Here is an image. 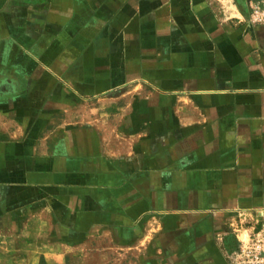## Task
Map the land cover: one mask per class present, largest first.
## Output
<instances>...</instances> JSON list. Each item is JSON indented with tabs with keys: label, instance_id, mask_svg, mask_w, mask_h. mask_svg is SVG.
<instances>
[{
	"label": "crops",
	"instance_id": "crops-1",
	"mask_svg": "<svg viewBox=\"0 0 264 264\" xmlns=\"http://www.w3.org/2000/svg\"><path fill=\"white\" fill-rule=\"evenodd\" d=\"M253 0H0V264H230L264 209Z\"/></svg>",
	"mask_w": 264,
	"mask_h": 264
},
{
	"label": "built area",
	"instance_id": "built-area-1",
	"mask_svg": "<svg viewBox=\"0 0 264 264\" xmlns=\"http://www.w3.org/2000/svg\"><path fill=\"white\" fill-rule=\"evenodd\" d=\"M249 19L252 24L264 26V0L249 3ZM255 226L243 239H238L237 248L229 254L230 264H264V209L253 219Z\"/></svg>",
	"mask_w": 264,
	"mask_h": 264
},
{
	"label": "trees",
	"instance_id": "trees-1",
	"mask_svg": "<svg viewBox=\"0 0 264 264\" xmlns=\"http://www.w3.org/2000/svg\"><path fill=\"white\" fill-rule=\"evenodd\" d=\"M40 264H43V261L41 260Z\"/></svg>",
	"mask_w": 264,
	"mask_h": 264
}]
</instances>
